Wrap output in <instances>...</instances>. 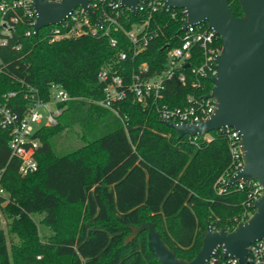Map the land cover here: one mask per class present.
Wrapping results in <instances>:
<instances>
[{
    "label": "trees",
    "instance_id": "16d2710c",
    "mask_svg": "<svg viewBox=\"0 0 264 264\" xmlns=\"http://www.w3.org/2000/svg\"><path fill=\"white\" fill-rule=\"evenodd\" d=\"M228 3L234 15L242 14L237 0ZM103 9L116 25L102 18ZM118 10V15L111 12L107 0L93 9L101 22L94 33L59 38L54 30L60 25L44 26L37 36L26 34L32 27L20 7L4 14L11 27L5 33L0 26L5 38L0 101L22 115L34 100L48 99L53 83L71 98L59 104L55 123L34 132L39 140L34 171L19 173L9 131L0 127V203L8 198L5 209L14 215L10 231L18 238L9 247L0 227V264H160L147 247L146 231L127 240L129 226L142 221L153 222L176 256L190 260L201 247L207 222L231 230L245 208L254 211L246 206L249 186L228 182L217 191L219 177L232 167L226 130L212 131L208 139L178 138L154 104L142 105L128 89L133 71L145 65L144 75L159 73L168 50L180 45L182 9L150 10L140 2L135 14L127 7ZM134 25L141 26L137 43L146 38L140 48L126 34ZM216 45L221 46L219 37ZM121 51L125 59L119 58ZM202 62L200 50L192 48L188 65L177 70L184 82L166 79L156 104L184 106L190 94L206 97L213 86L211 72L191 70ZM102 68L123 78L118 89L124 95L110 107L100 103L106 87L98 76ZM61 130L73 132L80 144L54 151L53 136ZM37 213L50 230L45 238L32 218ZM216 253L222 257L220 249Z\"/></svg>",
    "mask_w": 264,
    "mask_h": 264
},
{
    "label": "water",
    "instance_id": "95a60500",
    "mask_svg": "<svg viewBox=\"0 0 264 264\" xmlns=\"http://www.w3.org/2000/svg\"><path fill=\"white\" fill-rule=\"evenodd\" d=\"M91 0H32L36 13L33 34L48 25H58L77 7L87 12L98 25L100 20L90 8ZM133 14L142 0H119ZM242 14L234 15L228 0H164L162 9L181 8L185 12L186 26L206 23L221 40L215 56L217 72L209 79L213 83L207 97L213 98L215 107L204 119L196 123L164 120L177 137H202L222 128H234L240 135L239 148L242 167L232 174L228 182L248 183L256 179L262 186L254 200V211L231 229H214L206 223L202 244L195 256L186 260L177 257L163 241L161 233L151 221L130 225L127 240L146 231L147 247L160 264H207L218 249L224 257H234L245 264L248 245L264 239V0H237ZM188 65V63L186 64Z\"/></svg>",
    "mask_w": 264,
    "mask_h": 264
},
{
    "label": "built area",
    "instance_id": "2783aa9c",
    "mask_svg": "<svg viewBox=\"0 0 264 264\" xmlns=\"http://www.w3.org/2000/svg\"><path fill=\"white\" fill-rule=\"evenodd\" d=\"M59 1V0H50ZM107 0H91L89 2L90 8L96 9L103 5ZM146 8L150 10L162 9L164 0H142ZM108 6L111 7V12L118 15L120 5L119 0H108ZM14 7H20L23 14L27 17L28 23L33 25L36 13L34 11L32 0H0V26L2 32H10V22L4 17L6 10ZM102 18L109 20L113 25L117 24L115 17L110 15L105 9L102 10ZM185 17V12L182 9ZM89 14L82 8L77 7L70 15L62 21L60 27L55 28L54 38L62 36L78 35L83 32L90 31L94 33L97 30V23L92 24L89 20ZM14 22L17 20L16 16L10 17ZM185 21V20H184ZM56 25V26H58ZM140 25H134L131 30L126 31L130 40L139 48L146 43L145 36L141 43H137L136 32ZM60 28L64 29L60 31ZM32 30H26V34H30ZM218 35L213 29L208 27L206 23H197L186 26L182 30L181 43L178 46L172 47L168 50L165 67L157 74L146 76V66L143 65L138 71H133L128 83V89L132 92L135 100L142 105L148 103L154 104L158 112L159 118L164 121L181 123H196L204 120L214 109L215 101L210 97H196L195 95L187 96V104L184 106L170 107L166 104H156L157 99L162 97V91L165 88L164 81L169 78H176L179 82H184L185 75L182 72H177L183 65L187 63L192 48H198L202 54L203 62L200 65L193 66L192 71L199 75H207L211 72L214 76L217 72L215 64V56L219 53L221 46L216 45V38ZM1 43H5V38H0ZM112 45L115 44L113 38L110 39ZM120 59L126 58V53L121 51L119 53ZM212 63L215 64L213 68ZM99 79L106 81L104 88V98L100 103L104 106H111V102L120 99L124 95L123 89H118L122 86L123 78L115 72H108L105 68L99 71ZM11 95V93L9 94ZM69 93L59 84H51L49 97L46 100L36 99L30 106H28L22 115L16 110H13L5 102L0 101V127L6 128L9 131V147L11 154L19 159L18 171L24 175L28 172L34 171L37 168V160L35 151L38 147L39 140L33 136L34 132L41 126H47L56 122L57 117L62 111V106L59 104L70 99ZM226 130L228 135L229 151L232 158V167L218 179V192H222L223 185L228 183L229 177L239 170L243 165L241 151L239 148L240 135L234 128H222ZM192 140L198 136H190ZM208 139L209 133L202 136ZM238 187L242 188L244 185L249 186L248 202L246 206L253 204L254 200L261 194L262 186L256 179H251L248 183L237 181ZM3 189L0 187V195ZM253 207V206H252ZM1 214V211H0ZM252 214L249 208H245L243 213L237 218V222L247 219ZM221 250V249H220ZM217 252V251H216ZM222 253V251H221ZM207 264H239L238 259L234 257H218L217 253L211 256ZM245 264H264V239L257 240L248 245V254L245 258Z\"/></svg>",
    "mask_w": 264,
    "mask_h": 264
},
{
    "label": "rangeland",
    "instance_id": "374dc122",
    "mask_svg": "<svg viewBox=\"0 0 264 264\" xmlns=\"http://www.w3.org/2000/svg\"><path fill=\"white\" fill-rule=\"evenodd\" d=\"M116 112V111H115ZM80 144L78 138L74 135L73 132L68 130H61L53 136V149L54 151L61 153L70 148H73ZM9 202L8 198L3 200L0 203V227L3 229L6 235L7 245L10 247L12 242H17L18 238L15 234L10 231V224L14 219V215H11L6 209L5 206ZM41 214H33L32 218L35 221L37 233L42 238L50 233L48 227L40 223ZM130 233V232H129ZM129 235V234H128Z\"/></svg>",
    "mask_w": 264,
    "mask_h": 264
}]
</instances>
